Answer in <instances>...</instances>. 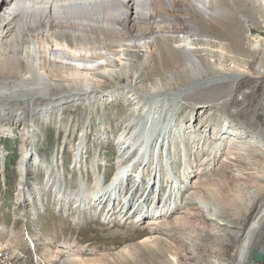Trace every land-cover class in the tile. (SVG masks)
Returning a JSON list of instances; mask_svg holds the SVG:
<instances>
[{
  "label": "bare ground",
  "instance_id": "obj_1",
  "mask_svg": "<svg viewBox=\"0 0 264 264\" xmlns=\"http://www.w3.org/2000/svg\"><path fill=\"white\" fill-rule=\"evenodd\" d=\"M258 8H264V0H0V121L11 122L13 128L26 123L33 134L35 122L30 121L47 116L45 120L49 122L68 126L71 116L65 110L82 102L94 105L96 100L97 105H106L122 99L131 112L113 139L117 142L114 146L118 160L110 181L104 182L99 164L104 166L105 162L96 154L90 158L92 165H85L95 178L91 189V180L83 175L75 194L65 182V190L59 187L52 192L62 201L53 207L69 215L68 220L77 227L85 214H91L100 224L111 226L108 230L113 235L144 225H139L144 221L143 215L150 216L143 227L149 234L115 253L87 248L74 237L61 241L56 233L40 252L26 226L19 233L0 226V264H186L190 258L196 264H257L252 252L264 254V201L244 227L227 219L220 186L225 185L221 180L227 181L229 167L241 172L245 168L242 164H246L251 171L244 173L262 174L264 149L249 145L243 132L230 126L224 128L228 121L216 128L208 125L206 119L211 118L214 109L228 108L240 124H249L252 131L248 134L264 147V120L255 117L264 112V37L249 36L256 26L264 24V10ZM185 102L197 109L195 118H200L199 124H191L194 117L187 123L176 119V112ZM66 116L70 118L64 121ZM88 127L82 130L80 144L72 147L73 160L67 175L80 167L85 169L81 162L87 152L79 151L87 144ZM31 137L36 139L35 134ZM138 142L142 144L137 146ZM207 145L213 152L206 151V159L202 156L204 162L194 169L189 163V151L195 147L201 155ZM134 147L138 149L132 150ZM241 148L249 151L248 160L239 158L245 156ZM223 149L227 151L224 160L216 163ZM28 153L27 158L32 153L30 149ZM176 155L183 156L180 170L176 169ZM26 156L20 161V185L28 188L30 194L27 197L21 193V197L32 201V213L39 215L47 204L43 197L31 196L35 193L31 191L41 194L53 185V178L50 176L42 184L28 181L29 172L44 163L36 158V166L30 169L32 159L28 161ZM147 165L152 171L145 170ZM130 168L136 169L135 174L141 169L140 181L132 180L136 175L129 174ZM206 169L212 175L220 172V180L209 178ZM52 170L53 167H45L47 173ZM178 170L180 174L176 176ZM145 177L148 187L142 194V189L137 191V200L133 192L127 201L129 193H121L124 183H131L134 188ZM155 178L160 188L165 183L170 187L166 201L157 200L158 204L162 201L158 207H153L156 199L150 198L157 181H153L147 196ZM182 180L195 189L187 198L192 207L185 212L178 210L187 215L174 217L173 203L182 190ZM137 186L138 190L140 185ZM204 195L212 199L210 207L203 200ZM198 202L205 204L207 213L196 211ZM74 214H83V218ZM23 217L26 221L27 214ZM208 221L216 235L217 231L227 232L224 239L232 250L226 257L212 253L214 263L208 262ZM189 223L207 235L199 244L204 253L196 251L187 258L176 247L183 241L172 232L192 227ZM7 237L11 240L7 241Z\"/></svg>",
  "mask_w": 264,
  "mask_h": 264
},
{
  "label": "rangeland",
  "instance_id": "obj_2",
  "mask_svg": "<svg viewBox=\"0 0 264 264\" xmlns=\"http://www.w3.org/2000/svg\"><path fill=\"white\" fill-rule=\"evenodd\" d=\"M258 9L264 10V8H258ZM259 25H258L259 27L256 26L253 29V33L249 34L250 38H256L259 35L260 37H264V27L262 26L264 24L260 23ZM255 41H259V39H255ZM258 45H261V43H259ZM218 67L221 68L220 66ZM179 84L181 86V83ZM120 101H121L120 104H116ZM122 101L124 100L117 99L115 101L108 102L106 105L105 104L97 105L98 103H96V100L95 102H93L94 105H90L85 102H82L80 104H74L70 108L66 109L64 112L66 115L71 116V118L69 116H66L64 119V121H66L68 117L71 119V122L68 126L62 124L59 121H56L55 123H53V121L49 122L48 120H45L47 119V116H42L41 118L40 117L35 118L34 121H30L31 123L35 122L34 125L32 126L33 128H31L33 132L35 131L33 134L36 135L35 137L36 139L34 140L31 137L33 134L30 132V129H28L27 127L28 124L23 123L22 126H17V128H13L12 127L13 124L11 122L6 120L0 121V226L1 227L6 228L8 230L12 229L15 232L19 233L22 231V229L25 228L24 226H26L30 236L34 235L36 239L35 242L36 244H38L39 246L38 248L40 252L45 247H47L48 242L46 241L54 233L57 234V238L60 239L61 241L64 240L65 238L67 239L71 237L77 238V240L82 242V244L86 245L87 248L90 249L95 248V250H100L101 251L100 253L102 252L115 253L121 248H123V246H126L127 244H133V243L137 244L143 239V237L149 234L150 231L147 230L146 227L143 228L144 225H146L147 219L139 224L141 225L145 223L144 225L138 226V228L136 229H128L126 231L124 229L122 232L120 233L118 232L117 234L113 235L111 234L112 231L110 232L108 230V228L111 226H104L100 224L98 222V219H94L91 214L88 215L85 214V218L83 219L84 221L83 222L81 221L82 224L79 227H77V226H73L71 222L68 220L69 215L63 213V211L61 212V210H56L53 206H50L51 201L54 199L52 192L56 190V188L61 187L62 182H64L63 183L64 185L62 187L63 189L65 188L64 186L66 182L67 185L69 186V189L71 191H74L75 194L77 192V190L75 189L76 184L79 181V179L82 178L80 176L83 175L85 179L89 178L91 180L88 182L89 185L88 189H91V187L94 185V179L92 178L93 174L91 175L90 168H87L85 165L86 164L88 166L92 165L90 163L91 162L90 158H92L94 155L98 154L99 157H101L106 163V166L105 163L104 166L103 164H99L100 174L102 176H105L104 179L106 182L109 180L110 176L114 173V171L117 168L116 162L118 160L117 159L118 152L114 146V144H116L117 142H115V140L113 139L118 136V133L121 131L120 129L122 124L125 123V120L128 119L129 114L131 113L130 111L128 112V107H126L124 105L125 102ZM35 103L39 105L40 101L37 100L35 101ZM23 106L24 105L22 104L20 105L21 108H23ZM182 106L184 107H182V109L177 111L178 113L176 112V119L179 120L180 122L184 120L187 123V119L194 117L192 121H190L191 124H193V122L195 124H199L200 118L198 117L195 118L197 114V109L196 108L194 109L189 103L186 102ZM229 107L230 109H234L231 106ZM213 111L214 112L211 118L208 120L206 119V121L209 122L208 125L211 124L212 126L219 128L221 122L228 121L227 124L225 123L224 128H226V126H230V128H235L236 130H238L239 133L243 132L241 135L242 137L247 138L246 142H248L249 145H252L254 147L255 145H258L260 149L261 148L264 149L261 143L256 142L255 138H252V136L248 134L250 131H252L249 124L248 123L240 124V122H238L234 117H232L228 113V108H225L224 111H220L218 109H214ZM255 117L257 120L262 122L264 120V112L260 111L258 115H256ZM141 118L143 120V118L145 117H141ZM142 123H144V121ZM101 124L104 125L103 129H101ZM89 125L91 128L88 127ZM87 127L90 130V132L87 134L88 140L86 141L87 144L84 146L85 149L84 148L82 149L83 151L86 150L85 153L86 152L87 153L84 156V160L81 162L82 167L84 166L85 169L84 168L81 169L80 167L78 168V170L76 169V172L73 175L65 178V176L68 174L67 171H69V166L73 158L71 156V154L73 153L72 147L76 148L80 144L81 142L80 135L83 132L82 130L84 128L87 129ZM9 128L10 131H8ZM19 128H21V130H19ZM3 129H6L7 131ZM247 136L250 137L248 138ZM191 142L193 141L191 140ZM140 144L142 143L138 142L136 145L138 146ZM206 147L208 148L206 149ZM28 149H30V151L32 152L28 156V158L30 157L32 158V162H30V165L31 163L32 165L30 167L34 165L35 162L33 161L36 158L44 163L39 167L36 173H34V171H30L29 176L30 177L32 176L31 179L33 180V182L35 181L41 183L44 180L47 181L48 180L47 178H49L50 173L54 178L53 185H50L48 188H46L44 191L41 192L42 197L45 199L44 202L45 204H47V207H45V209L42 210V212L39 215L38 214L34 215L32 213V208H33L32 201L26 202L25 199H22L21 193H23L24 190L23 189L21 190L22 186L19 185L22 178V172H20L19 169L20 161L24 156L29 154ZM136 149H138V147H134V149L132 150H136ZM151 149L149 153H151ZM205 149L206 150L202 153L203 155L199 154L200 156L196 153L199 151L195 147H193L194 150L193 152L192 150L189 151L191 153L188 152L190 154L189 158L191 157L189 159L190 160L189 163L190 164L192 163L191 166L194 167V169L199 168L197 166L200 165V163H202V161L204 160L202 156L207 157L206 151L207 152L212 151L211 147L208 145L205 146ZM244 149L245 148H241V151H243L242 153L245 154V156L242 154L243 156L239 157L242 161L248 160L247 158H250L249 157L250 154H248L249 151L245 152ZM224 151L225 149H223L218 153L219 157L215 160L216 163H218L221 160H224L223 159L225 157L224 155L227 153V151L225 152ZM59 154L63 156V159L58 158ZM145 154H147V150ZM176 156L174 157L176 169L180 170L182 166V162L180 160L181 159L183 160L182 158L183 156L181 155H178L177 157ZM58 159L59 162L61 161L59 165H58ZM46 166L53 167V171H48V173L45 172ZM242 166L245 167L243 171L246 170L251 171L248 165L242 164ZM234 168L236 169V167L227 168L228 170V171L226 170L227 171L226 173L228 174L227 181L221 180L225 184L223 186L222 185L220 186L221 187L220 190L224 197L223 198L224 203L221 204H223L224 208L227 205L226 206L227 208L225 209L227 210L226 212L228 214L227 219L231 218L235 222H239L241 225H244V227H247L249 222L253 219L255 212H257L260 204H262L264 201V190H263L264 172L260 174L261 172L259 173L258 171L257 172L258 175H257V173L252 174V172L251 173L250 172L244 173L243 171L238 172L237 169L235 170ZM86 169H88V172L86 171ZM151 169L152 168H148L147 165L145 170H147L148 172V171H152ZM179 170H178V174L176 173V176L180 174ZM216 172L217 171H215L213 173L214 175H212L209 174L210 173L209 170L208 171L207 169L205 170V173H207V175L209 174V178L211 179L216 178V180H220V172H217V174ZM130 173L132 174V172ZM163 173H165V171H163ZM248 175L252 176L253 178L252 177L246 178L245 176ZM254 175L257 176L255 177ZM259 175H261V177H259ZM153 181L158 182V178L157 179L155 178V180H151V182ZM148 182L149 181L147 177L143 178V181L142 183L139 184L140 186L139 189L137 190L139 191L142 189L141 191H139L141 193L138 192L139 194H142L145 191V189L148 187ZM181 183H182V190L181 192L178 191L179 197L178 199L174 200L175 203H173V205H176V208L174 210L176 214H174V217H177V215L178 216L181 215L182 217L187 215V213L179 214L178 210H180L179 212L182 211L185 212L192 207V205H189L190 203L189 200H187V198L189 197V195L192 194V192H194L192 190L195 189H190L189 184L187 182L184 183L183 180L181 181ZM254 184L255 186H252ZM127 187L128 189L129 187L133 188V185L130 184ZM137 187L138 186L135 184L133 189H136ZM158 189L160 188L158 187V184H156L155 191L151 192L150 198L155 197V193L159 192L158 196L160 197V200L164 201L165 192L166 194H168L169 190L166 187H161V190ZM147 191L149 194V189ZM201 191H202L201 193H204L203 189ZM31 195H36V193H33ZM204 198L205 199L203 200H207L209 205L208 207H210L213 204L212 199L208 197V195H204ZM23 204H25L26 206ZM203 204L204 203L198 202L197 204L198 207H196L197 212L207 213L205 204L204 205ZM158 205L159 204H155L153 205V207ZM24 213L27 214L26 222L23 217ZM80 215L82 219L83 214ZM80 215L74 214L75 217H79ZM221 222L225 223L223 221ZM210 223L211 221L210 222L208 221V227H209L208 229L210 232V234H208L209 237L208 243L210 244V245L208 244V247L209 246L210 247L208 248L209 251L207 249L206 250L208 254V262L212 260V262L214 263L215 262L214 261L215 258H213L214 256L224 255L226 257L227 253L229 254L232 250L230 248L231 246H228L229 244L228 240H226L227 241L226 242L224 239L225 233L227 232L217 231L218 233L217 236L215 234V228L213 226H210ZM189 225H193V224L189 223ZM196 226L197 225H193L192 227L184 226L185 228L180 227V229L178 230L175 229V231L172 232L174 235H176V237H178L180 240L183 241L182 245L180 243L176 245L177 250L180 252L181 255H183V257H187V258L192 257L193 253H196V251H200L204 253V248L202 247V245L199 244H201L200 242L204 240L203 237L204 235H207L206 234L207 232L206 231L203 232L201 229L198 228L199 226L198 227ZM9 240H11V238L7 239V241ZM8 251H12V250L8 248ZM212 253H214V256L212 255ZM219 253L221 254L217 255ZM185 263L196 264L193 258L188 259Z\"/></svg>",
  "mask_w": 264,
  "mask_h": 264
},
{
  "label": "water",
  "instance_id": "obj_3",
  "mask_svg": "<svg viewBox=\"0 0 264 264\" xmlns=\"http://www.w3.org/2000/svg\"><path fill=\"white\" fill-rule=\"evenodd\" d=\"M252 260L257 264L264 263V254L260 253L259 251L254 250L252 252Z\"/></svg>",
  "mask_w": 264,
  "mask_h": 264
}]
</instances>
